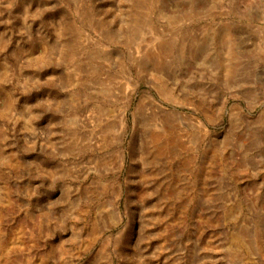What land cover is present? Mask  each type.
<instances>
[{
  "label": "rangeland",
  "instance_id": "374dc122",
  "mask_svg": "<svg viewBox=\"0 0 264 264\" xmlns=\"http://www.w3.org/2000/svg\"><path fill=\"white\" fill-rule=\"evenodd\" d=\"M0 264H264V0H0Z\"/></svg>",
  "mask_w": 264,
  "mask_h": 264
}]
</instances>
